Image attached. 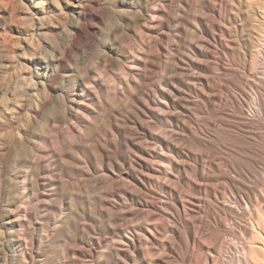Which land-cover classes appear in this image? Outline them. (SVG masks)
Wrapping results in <instances>:
<instances>
[{"label":"rangeland","instance_id":"rangeland-1","mask_svg":"<svg viewBox=\"0 0 264 264\" xmlns=\"http://www.w3.org/2000/svg\"><path fill=\"white\" fill-rule=\"evenodd\" d=\"M263 67L264 0H0V264H264Z\"/></svg>","mask_w":264,"mask_h":264},{"label":"bare ground","instance_id":"bare-ground-1","mask_svg":"<svg viewBox=\"0 0 264 264\" xmlns=\"http://www.w3.org/2000/svg\"><path fill=\"white\" fill-rule=\"evenodd\" d=\"M81 16V14H79V17ZM78 32V31H77ZM71 33V32H70ZM73 39V38H72ZM262 41V40H261ZM46 55V54H45ZM263 63V62H262ZM261 68V67H260ZM264 68V67H263ZM264 72V71H263ZM1 90V89H0ZM23 92H24V90H23ZM2 101V100H1ZM6 102V101H5ZM9 102V101H8ZM7 102V103H8ZM0 103H2V102H0ZM5 104V103H4ZM9 107V106H8ZM22 108V107H21ZM3 111V110H2ZM5 145V144H4ZM6 146V145H5ZM6 149V148H5ZM6 167V166H5ZM261 181H263V180H261ZM258 193V192H257ZM260 193V192H259ZM263 193V192H262ZM254 195V194H253ZM262 198H263V201H264V193L262 194V196H261ZM259 200V199H258ZM253 203V202H252ZM247 207V206H246ZM247 208H249V207H247ZM259 211V210H258ZM260 212H262V211H260ZM259 213V212H258ZM262 214H263V212H262ZM260 219V218H259ZM252 220V219H251ZM263 220V219H262ZM251 222V221H250ZM262 223H264L263 221H262ZM251 224V223H250ZM256 224H258V226H257V229H255V227H254V229L253 230H251V233L252 234H250V235H254L255 237H256V234H259V236H262V233H264V229H262L261 228V226H263V224H261L260 222H258V223H256ZM261 224V225H260ZM253 225V224H252ZM252 227V226H251ZM253 228V227H252ZM264 228V227H263ZM249 229V228H248ZM247 229V230H248ZM254 236H252V238H254V240L252 241V243L251 244H249L250 245V247H249V250H250V252L254 255V257H263V259H264V242L263 243H261V242H258V241H256L257 239L254 237ZM258 236V237H259ZM257 237V238H258ZM264 237V236H263ZM256 239V240H255ZM259 239V238H258ZM261 241V240H260ZM249 243V242H248ZM248 245V244H247ZM248 252V251H247ZM246 252V253H247ZM250 254V253H249ZM247 256V255H246ZM250 257V256H249ZM249 259V258H248ZM252 260H253V257L251 258ZM250 259V260H251ZM249 260V261H250ZM251 260V261H252ZM242 261V260H241ZM244 261H245V259H244ZM247 261V260H246ZM249 262V263H251V264H254L253 262ZM259 262L260 261H262V260H258ZM240 262V261H239ZM243 263V262H242ZM257 263V262H256ZM262 263V262H261ZM257 264H259V263H257Z\"/></svg>","mask_w":264,"mask_h":264}]
</instances>
